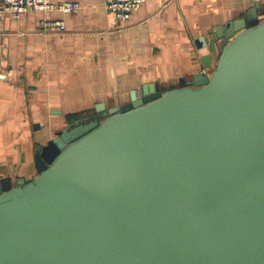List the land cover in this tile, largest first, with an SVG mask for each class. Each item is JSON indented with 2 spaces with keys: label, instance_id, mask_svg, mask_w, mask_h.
Returning <instances> with one entry per match:
<instances>
[{
  "label": "water",
  "instance_id": "1",
  "mask_svg": "<svg viewBox=\"0 0 264 264\" xmlns=\"http://www.w3.org/2000/svg\"><path fill=\"white\" fill-rule=\"evenodd\" d=\"M259 8L216 30L211 74L99 103L0 179V264H264Z\"/></svg>",
  "mask_w": 264,
  "mask_h": 264
},
{
  "label": "crops",
  "instance_id": "2",
  "mask_svg": "<svg viewBox=\"0 0 264 264\" xmlns=\"http://www.w3.org/2000/svg\"><path fill=\"white\" fill-rule=\"evenodd\" d=\"M54 1L81 8L7 17L0 25V179L13 185L37 175L38 145L91 118L97 104L111 109L144 85L167 91L211 74L219 57L216 30L257 4L264 15V0H147L121 23L105 0ZM57 21L65 28L44 26Z\"/></svg>",
  "mask_w": 264,
  "mask_h": 264
},
{
  "label": "built area",
  "instance_id": "3",
  "mask_svg": "<svg viewBox=\"0 0 264 264\" xmlns=\"http://www.w3.org/2000/svg\"><path fill=\"white\" fill-rule=\"evenodd\" d=\"M147 0H105V8L114 14L116 19L127 22L132 14L140 10ZM80 4L71 1L55 2L54 0H0V25L5 18L20 20L23 16L34 12H58L68 15L77 12ZM44 26L65 28L63 21L46 22Z\"/></svg>",
  "mask_w": 264,
  "mask_h": 264
},
{
  "label": "flooded vegetation",
  "instance_id": "4",
  "mask_svg": "<svg viewBox=\"0 0 264 264\" xmlns=\"http://www.w3.org/2000/svg\"><path fill=\"white\" fill-rule=\"evenodd\" d=\"M83 120V119H82ZM76 122V121H75Z\"/></svg>",
  "mask_w": 264,
  "mask_h": 264
}]
</instances>
